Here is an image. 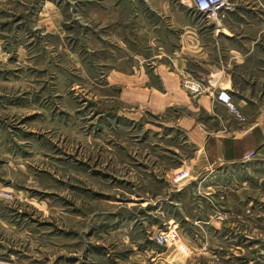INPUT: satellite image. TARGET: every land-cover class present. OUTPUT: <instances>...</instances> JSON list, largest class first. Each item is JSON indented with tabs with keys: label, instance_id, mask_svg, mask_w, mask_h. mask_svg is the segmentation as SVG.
I'll list each match as a JSON object with an SVG mask.
<instances>
[{
	"label": "rangeland",
	"instance_id": "obj_1",
	"mask_svg": "<svg viewBox=\"0 0 264 264\" xmlns=\"http://www.w3.org/2000/svg\"><path fill=\"white\" fill-rule=\"evenodd\" d=\"M54 1L64 12L59 34L19 54L0 50V259L264 264V161L220 167L180 193L161 177L146 179L147 163L170 162L165 147L172 141L163 130L125 125L112 113L119 107L112 93L99 98L102 82L87 71L97 72L98 51L112 47L108 29L81 18L82 0ZM177 1L169 5L180 10ZM228 3L217 24L184 13L203 44H226L232 33L255 36V14L245 12L261 9L258 2ZM138 46V54H149L143 39ZM160 231L175 240L158 246Z\"/></svg>",
	"mask_w": 264,
	"mask_h": 264
},
{
	"label": "crops",
	"instance_id": "obj_2",
	"mask_svg": "<svg viewBox=\"0 0 264 264\" xmlns=\"http://www.w3.org/2000/svg\"><path fill=\"white\" fill-rule=\"evenodd\" d=\"M82 1L81 18L107 28L113 42L98 51L97 72L92 67L87 71L102 82L99 98L112 93L113 103L119 102L112 113L125 125L163 130L172 141L165 147L170 162L147 163L146 179L161 177L169 192L180 193L220 167L254 158L264 161V0H256L261 9L245 12L255 14V36L232 33L228 43L213 45L203 44L199 30L186 22L182 0L176 4L180 10L169 0ZM138 2L145 9H139ZM63 17L54 0H0V34L6 37L0 38V50L7 55L8 49L36 47L41 36L60 33ZM127 34L130 43L124 42ZM141 39L147 55L137 53ZM184 79L201 81L205 92L190 96L181 85ZM218 89L228 90L239 115L213 100ZM149 158L148 153L145 162ZM182 173L187 176L174 181Z\"/></svg>",
	"mask_w": 264,
	"mask_h": 264
},
{
	"label": "built area",
	"instance_id": "obj_3",
	"mask_svg": "<svg viewBox=\"0 0 264 264\" xmlns=\"http://www.w3.org/2000/svg\"><path fill=\"white\" fill-rule=\"evenodd\" d=\"M181 5L190 13L198 14L205 17L213 24H217L226 12L230 9L228 0H182ZM182 87L189 93L190 96L197 97L205 92L204 84L201 81L194 79H184L181 82ZM213 100L224 105L232 114L239 115L237 107L235 106L232 97L227 89H219L214 95ZM186 173L178 175L174 181L178 182L186 177ZM170 230V228H169ZM160 231L153 236V241L158 246H167L171 243L174 236ZM0 264H14L10 260L0 259Z\"/></svg>",
	"mask_w": 264,
	"mask_h": 264
}]
</instances>
